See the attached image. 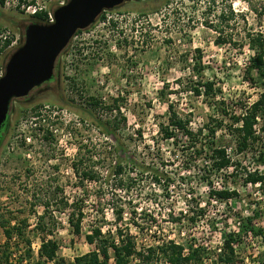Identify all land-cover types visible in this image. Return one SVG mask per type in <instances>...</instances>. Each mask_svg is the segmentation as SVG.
<instances>
[{"label": "rangeland", "instance_id": "obj_1", "mask_svg": "<svg viewBox=\"0 0 264 264\" xmlns=\"http://www.w3.org/2000/svg\"><path fill=\"white\" fill-rule=\"evenodd\" d=\"M31 1L4 0L0 5V48L6 38L12 40L0 53V76L10 55L22 45L26 26L35 23L30 18L33 8L28 7L34 5L36 10L45 9L52 14L67 0H33L34 4ZM155 7L159 9L157 13H148ZM246 31L264 36V0H170L168 3L129 0L106 11L104 18H98L90 28L71 39L57 61L52 82L11 103L0 145V217L11 219V225L27 221L23 240L31 243L32 262L38 260L41 243L39 231L35 230L36 215L45 211L42 223L46 230L54 231L58 255L67 262L94 250V245L85 242L92 227L101 225L105 234L121 227L115 224L110 206H104L105 221L98 223L101 216L91 202L94 201L93 184L86 183L85 190L74 187L77 178L70 164L78 153L85 147L98 153L115 145L112 138L99 135L81 105L95 97L108 106L119 96L121 116L115 111L109 113L104 107L97 109L96 114L115 120L123 117L125 123L119 124L117 135L124 147L141 155L150 151L151 157L164 163L177 177L184 172L178 151L181 145L178 143V148L172 142L162 141L158 134L159 124L167 118L166 99L180 112L192 111L193 128L201 125L211 110L189 93L170 94L164 100L159 92L165 84L168 85L166 93L180 91L182 87L177 80L187 83L197 55L194 52L198 49L205 67L204 79L216 81L226 104L240 112V106L255 101L259 93L242 78L252 55L244 39ZM219 39L224 43L216 44ZM39 106L37 117L34 109ZM259 146L264 151L263 137ZM156 149H160L159 159L152 156ZM242 162L236 177L213 180L215 187L224 184L235 190L237 197L227 205L210 201L206 216L192 228L186 224L173 225L168 219L170 209L174 214L184 209L185 187L177 188L165 202L152 203L149 195L153 187L148 181L133 189L130 197L137 203V211H147L156 221L152 228L144 226L147 229L143 233L131 227L138 243H151V237L156 234L180 243L195 239L196 243L214 249L221 245L222 233L236 231L239 218L245 217H251L254 225L264 230V190L259 185H244L240 175L244 173L243 168L264 173V164L252 155ZM191 182L198 189L201 204L206 203L207 189L196 184L193 177ZM139 193L142 199L137 196ZM84 195L91 200L86 203L81 235L74 237L67 222L69 210L59 202L60 198L70 201ZM104 203L106 200L101 206ZM212 225L217 231L212 230ZM3 240L1 236L0 243ZM10 246L12 259L16 260L23 255L26 244L14 236ZM262 249L259 242L248 238L238 252L245 264H258Z\"/></svg>", "mask_w": 264, "mask_h": 264}, {"label": "trees", "instance_id": "obj_2", "mask_svg": "<svg viewBox=\"0 0 264 264\" xmlns=\"http://www.w3.org/2000/svg\"><path fill=\"white\" fill-rule=\"evenodd\" d=\"M23 2V0H19ZM150 1V0H146ZM160 1V0H154ZM168 3L170 0H161ZM4 0H0V5ZM34 4V1H31ZM158 7L152 8L148 13L155 14ZM103 12L100 18H104ZM52 15L45 9H38L30 18L35 23L49 24V16ZM231 20L233 12H228ZM82 31L76 33L79 34ZM246 44L252 51L248 64L243 70V81L251 87L259 90L255 101L240 106L235 112L226 104L223 97L222 88L212 79H204L205 67L202 65L201 52L196 49L194 53V63L190 68L187 83L177 80L180 91L166 93L165 84L159 92L162 99H166L170 94L189 93L196 99H201L211 114L204 122L192 127L193 113L180 112L173 102L166 99V122L158 126L160 140L172 142L178 147L180 143L181 160L184 164L183 173L174 177L162 162H157L151 157V152L146 155L138 154L124 147L117 135L119 124L125 120L121 117L118 120L108 117L98 116L97 109L106 108L109 113L115 111L120 115V97L111 100L108 106L95 97L88 98L81 109L86 116L91 119L93 126L102 137L112 138L115 145L112 149H103L94 153L85 147V150L78 153V156L70 164L71 172L77 178L75 188L83 187L85 184H93L94 201L93 208L101 216V224L104 222V206H110V211L116 225H120L116 231L103 233L102 226L96 225L85 236L88 245H94V250L77 256L72 262H67L59 257V245L54 238L52 229H45L43 220L46 211L42 215H36L37 222L35 230L39 231L41 243L37 252L38 260L31 261L33 256L30 249V241L24 239L27 221H21L20 225H11V219L0 217V264H245L240 257L238 249L244 244L245 239L256 240L262 246V251L258 253L261 260L258 264H264V230L256 227L251 217L239 218L236 231L222 233L221 245L210 249L207 245L196 243L195 239L180 243L174 239H167L164 235H153L151 243L139 244L138 236L131 233L133 226L139 233H143L147 228L155 226L156 221L152 214L147 211L138 212L137 203L130 197L131 191L137 187H142L148 181L152 187L150 202L166 201L171 198L177 188H186L183 196L184 209L177 214L168 213L169 222L173 225L186 224L192 228L206 216L208 203L212 200L217 203L227 205L237 197L235 190L221 185L215 187L214 178L227 180V177H236L239 169H242V159L248 155L257 157L260 164H264V151L259 146L261 138H264V36L260 33L245 32ZM12 40L6 38L0 48V53L11 45ZM216 44H223L224 40H216ZM188 60V58H187ZM187 84V85H186ZM242 104V103H241ZM39 107L34 109V114L38 117ZM10 114V110H9ZM82 122H85L82 120ZM7 124V123H6ZM6 126V125H5ZM0 133V145L3 140V132ZM48 139L47 136H45ZM179 148V147H178ZM160 149H156L152 156L159 159ZM145 156L150 157V160ZM154 159V160H153ZM244 185H259L264 190V173L258 169L246 170L243 168ZM193 174V175H191ZM197 181L196 184L207 189L208 201L201 204L198 196V189L194 187L191 179ZM196 186V185H195ZM140 199L142 195L139 193ZM88 195L79 199L68 201L60 198L62 207H67L69 214L68 225L74 237H79L82 231V224L86 217L85 207L88 203ZM101 206V202H105ZM96 204V206H95ZM138 220H141L140 223ZM148 225L147 228L144 226ZM125 228V231H123ZM212 230L217 231L212 225ZM138 233V234H139ZM16 239L26 244L22 249L23 255L12 259L10 242ZM51 237V238H50Z\"/></svg>", "mask_w": 264, "mask_h": 264}, {"label": "water", "instance_id": "obj_3", "mask_svg": "<svg viewBox=\"0 0 264 264\" xmlns=\"http://www.w3.org/2000/svg\"><path fill=\"white\" fill-rule=\"evenodd\" d=\"M127 1L67 0L52 12V23L26 26L22 45L10 55L0 76V132L9 119L11 103L52 79L60 55L76 33Z\"/></svg>", "mask_w": 264, "mask_h": 264}, {"label": "built area", "instance_id": "obj_4", "mask_svg": "<svg viewBox=\"0 0 264 264\" xmlns=\"http://www.w3.org/2000/svg\"><path fill=\"white\" fill-rule=\"evenodd\" d=\"M6 5H8V3H5ZM29 9L33 8L32 11H31V14H33L35 11H36V8L35 6H31V7H28ZM49 24L53 22V18H52V15L49 16V20H48ZM76 36V35H75ZM75 36L73 38H75ZM72 38V39H73Z\"/></svg>", "mask_w": 264, "mask_h": 264}, {"label": "flooded vegetation", "instance_id": "obj_5", "mask_svg": "<svg viewBox=\"0 0 264 264\" xmlns=\"http://www.w3.org/2000/svg\"><path fill=\"white\" fill-rule=\"evenodd\" d=\"M56 67H57V63H56ZM56 67H55V70H54V74H53L52 79H51L49 82H46V83H50V82L53 81V79H54V75H55V71H56ZM46 83H44V84H46ZM44 84H42V85H44ZM42 85H41V86H42ZM41 86H39V87H41ZM39 87H37V88H39ZM35 89H36V88H35ZM33 90H34V89H33ZM33 90H32V91H33ZM32 91H31V92H32ZM31 92H30V93H31ZM7 124H8V121H7ZM7 124H5V125L7 126ZM6 126H5V127H6ZM3 128H4V127H3ZM3 128H2V130H3ZM2 130H1V131H2ZM0 133H2V132H0Z\"/></svg>", "mask_w": 264, "mask_h": 264}]
</instances>
